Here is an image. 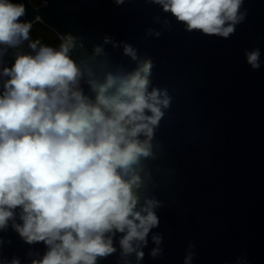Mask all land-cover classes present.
<instances>
[{
    "label": "clouds",
    "instance_id": "9594fccd",
    "mask_svg": "<svg viewBox=\"0 0 264 264\" xmlns=\"http://www.w3.org/2000/svg\"><path fill=\"white\" fill-rule=\"evenodd\" d=\"M145 2L186 32L223 39L248 15L245 0ZM26 15L19 0H0V232L11 227L24 243L45 245L43 255L27 253L29 264H99L117 252L118 264H132V257L141 264L150 233L148 254L161 256L163 236L153 230L163 204L150 194V162L162 150L156 132L173 97L153 85V59L109 35L90 54L71 32H58V45L43 43L31 36L43 19ZM153 23L171 31L168 19ZM161 34L149 28L145 38ZM106 45L122 48L135 67L114 64ZM244 56L252 70L261 67L259 48ZM4 243L0 237V264H21L3 257ZM194 248L189 241L183 264H192Z\"/></svg>",
    "mask_w": 264,
    "mask_h": 264
},
{
    "label": "water",
    "instance_id": "95a60500",
    "mask_svg": "<svg viewBox=\"0 0 264 264\" xmlns=\"http://www.w3.org/2000/svg\"><path fill=\"white\" fill-rule=\"evenodd\" d=\"M40 1L19 0L27 8L24 20L43 19L33 28L82 36L89 54L105 35L130 43L153 59V85L173 97L156 132L162 150L150 162L156 184L150 194L163 204L153 230L163 236V253L155 259L148 254L150 233L141 264H183L189 241L195 245L192 264H237L239 258L264 264V0H245L247 18L228 39L186 32L145 0L119 7L112 0ZM155 16L171 21V31L153 23ZM149 28L161 36L145 38ZM105 48L114 64L135 67L122 48ZM254 48L261 51L258 70L244 56ZM5 62H13L12 50ZM0 237L6 260L16 256L29 264V251H46L43 243H24L11 227ZM118 260L119 252L99 264Z\"/></svg>",
    "mask_w": 264,
    "mask_h": 264
},
{
    "label": "rangeland",
    "instance_id": "374dc122",
    "mask_svg": "<svg viewBox=\"0 0 264 264\" xmlns=\"http://www.w3.org/2000/svg\"><path fill=\"white\" fill-rule=\"evenodd\" d=\"M31 2L34 6H39L42 3L40 0H31ZM45 31H46V27L44 25H42V26L38 25L32 29L31 36L33 39H37V38L40 39L43 43L58 45L59 41L57 40L56 37L51 41H48L45 39V37H44ZM25 50H27V49L25 48Z\"/></svg>",
    "mask_w": 264,
    "mask_h": 264
},
{
    "label": "flooded vegetation",
    "instance_id": "af4514ba",
    "mask_svg": "<svg viewBox=\"0 0 264 264\" xmlns=\"http://www.w3.org/2000/svg\"><path fill=\"white\" fill-rule=\"evenodd\" d=\"M44 26L46 27V31L44 32V37H45L46 40L51 41L55 37H57L56 33L52 32V31H48L49 28L46 25H44ZM47 35L50 37V39H47Z\"/></svg>",
    "mask_w": 264,
    "mask_h": 264
}]
</instances>
